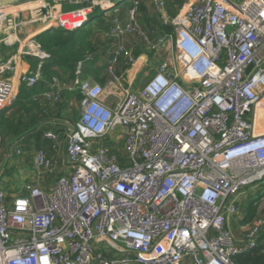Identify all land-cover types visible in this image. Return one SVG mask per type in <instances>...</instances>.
Here are the masks:
<instances>
[{
  "label": "built area",
  "instance_id": "2783aa9c",
  "mask_svg": "<svg viewBox=\"0 0 264 264\" xmlns=\"http://www.w3.org/2000/svg\"><path fill=\"white\" fill-rule=\"evenodd\" d=\"M56 2L90 6L47 16L44 32L79 30L96 8L111 7L105 0ZM152 4L162 33L142 25L136 0L125 20L114 18L105 84L85 78L80 62L74 79L56 76L33 96L55 105L66 92L77 95L68 107L79 116L63 129V158L62 137L51 127L47 148L32 145L24 177L0 171V264H237L257 247L262 218L242 241L234 226L242 191L264 182V134L249 119L264 111V0H189L173 18L165 0ZM12 8H0V30ZM128 36L163 52L155 68L141 57L147 82L138 90L137 76H127L141 58L125 44ZM25 56L36 69L18 74ZM50 60L29 38L0 63V112L20 88L44 82ZM17 74V81L9 77ZM21 144L8 156L16 152L25 164Z\"/></svg>",
  "mask_w": 264,
  "mask_h": 264
},
{
  "label": "trees",
  "instance_id": "16d2710c",
  "mask_svg": "<svg viewBox=\"0 0 264 264\" xmlns=\"http://www.w3.org/2000/svg\"><path fill=\"white\" fill-rule=\"evenodd\" d=\"M136 1L140 4V10L145 12L146 8L144 4H142V1ZM120 4L118 6H120ZM88 6H90V4L73 6V8L70 5L67 6L63 4L58 12H68ZM132 7V4L129 2L120 7L119 12L127 14ZM97 9H99L101 14H95ZM105 14L106 11L102 10V8H96L91 16V21L79 30L67 31L51 29L36 37V40L41 44L43 50L51 55V60L48 61L43 68L45 80L32 90L23 88L16 101L10 107L0 112L1 139L2 137L9 139V145L15 140L24 141V143L27 144L26 149L28 150L30 145L35 146L36 149L47 148L50 142L44 139V132L49 128L48 122H50V120H48V117H50V114L53 112H56L61 118L62 114H65L69 108L68 102L70 99L75 96L78 99H80V97L66 92L63 102L52 105V108L49 107L51 104L35 101L33 96L43 93V90H46L45 85H47L48 89V85L56 76L65 81L74 79L77 66L80 62L83 63L84 72L89 71L93 76L100 78L99 80L102 84H105V77H101L104 67H96L98 63L97 56L99 55L97 52L101 50L99 48L101 42L94 38V34L91 32L92 29L83 30L92 26L93 19L97 18V21H100L103 25L106 21L110 22L116 16H119V13L115 14L113 11L112 15L106 19ZM83 20L84 19L79 22H83ZM108 27L109 25L104 26L105 29ZM90 55H92V58H90ZM90 64H92V67L89 66ZM87 65L89 66L88 69ZM10 110L14 111L12 112L13 114H8ZM77 114L79 116V113ZM252 201L256 202V199ZM252 201L251 204L253 203ZM249 210L250 207H248V211ZM248 213H251V211ZM235 261L237 264H264V228L258 240L257 247L246 254L237 256Z\"/></svg>",
  "mask_w": 264,
  "mask_h": 264
},
{
  "label": "crops",
  "instance_id": "0c3cea01",
  "mask_svg": "<svg viewBox=\"0 0 264 264\" xmlns=\"http://www.w3.org/2000/svg\"><path fill=\"white\" fill-rule=\"evenodd\" d=\"M132 1H134V0H131L130 4H132ZM141 1H142V4H144V6H145L146 11L145 12H143L141 10L139 11L140 22L146 28V30H150V31L154 30L158 33H162L164 31L165 27H164V24H163V21L161 19L160 14L156 11V9L154 8V6L152 4V0H149V1L141 0ZM188 1L189 0H165V8H166L168 16L173 18L176 15H178ZM73 6H76V5H73ZM73 6H71V7H73ZM176 6H180V8L176 9ZM120 7L121 6L117 7L114 10V13L115 14L119 13L118 14L119 16H116V17H119V18L125 20L127 14L120 13L119 12ZM13 8H16V6ZM44 8H46V7H44ZM57 9L59 10L60 7ZM58 10H55V11L49 10L50 12L48 13L47 16H50L52 14H56L58 12ZM151 11H153V13ZM3 14L1 15L2 18L4 17ZM110 15H112V13L110 14V12H106L105 18L107 19L108 17H110ZM46 17H43L41 19L37 18L36 20L30 21L29 24L23 25V28L21 26V28L19 30H17V28H14V34H12V33L10 34V32H8V33L4 32L5 30H0V37H2L0 39V63L7 61L12 56L18 54L21 51V49L23 48L26 40H28L29 38L30 39L33 38V40H34V38H36L38 35L43 33L47 29V25L45 23ZM20 19H22V16H20L18 18V21H20ZM113 20H111L110 22L106 21L103 25L100 23V21L99 22L96 21L95 23H92V26L87 28V29H92L94 31L93 34H94L95 39L97 37L100 42L104 41V44H102V42L100 43L99 48L101 50H99L97 53L100 54L101 57L102 56L106 57V61H107L106 62V68H107V65L109 62V55L115 49V47H114L115 42L112 40H109L106 37L108 31L112 28ZM105 25H109V27L105 29L104 28ZM95 32H97V34ZM2 33L4 34V36ZM124 42H125V44H127L129 46L135 47L136 54L138 57H140V58L143 57L146 60H149V62L151 64L155 65L156 67L162 61V58H163V52L162 51H159L156 53L148 52L147 50H145V48L142 46V43L137 38L132 37V36H128L124 39ZM107 54H108V56H107ZM90 58H92V55H90ZM143 58H141V60L133 68L134 70L129 74V76H127L128 81L133 82V77H136V76L138 78L139 72L142 69L141 63H142ZM36 63L37 62H36L35 58H33L31 56L22 57L21 62L18 63V70H19L18 74L34 71L36 69ZM89 66L92 67V64H90ZM89 66L87 65V69L89 68ZM96 67H100V65L97 63ZM83 70H84V66H83ZM85 72H83V75L85 78L92 80L95 83L102 84L99 80L100 78L93 76L92 73H90L89 71H85ZM135 72H136V74H135ZM122 73H123V71L118 70L119 75H121ZM18 74L16 76L9 75V77H11L15 81H17L18 80ZM136 81H138V79ZM138 85L139 84H133V89L138 90L142 87V86L139 87ZM263 105H264V98H263ZM12 112H14V111L10 110L8 114H13ZM249 119H251L254 122L256 134H258V135L264 134V111H262L260 109L253 111L249 115ZM48 120H50V122H48L49 128H51L52 125L55 123V121H57V119L51 118V117H48ZM0 140H1V137H0ZM18 142L23 143L24 141L15 140L10 145L8 144L6 147H10V149H11V147L12 148L16 147L17 145H13V144H17ZM0 148H1V145H0ZM29 150L30 151L33 150L31 145L29 146ZM8 153H9V151H8ZM12 163H14V162H12ZM15 163H16L18 169L13 171V174L11 176H16V177L19 176L20 177V175H21L22 177H24L25 175H23L24 173L22 172V169L24 167H30V165L24 164L22 162V160H20V159L15 161ZM29 163H31V162H29ZM25 174H27V173H25ZM32 177L35 178V175L34 176H33V174L28 175V178H32Z\"/></svg>",
  "mask_w": 264,
  "mask_h": 264
},
{
  "label": "rangeland",
  "instance_id": "374dc122",
  "mask_svg": "<svg viewBox=\"0 0 264 264\" xmlns=\"http://www.w3.org/2000/svg\"><path fill=\"white\" fill-rule=\"evenodd\" d=\"M131 0H125L123 3L120 4V6L122 7L125 4H128ZM149 1V0H146ZM45 2V3H44ZM61 5H63L62 3H57L56 0H29L23 4H20L18 6H16V8L13 9H9L8 13H11L8 16V22H6L4 25H6V28L3 29L5 30L4 32H10V34H14V28H17V30H19L23 25H19L20 21H18V18L20 16H22V22L25 24H29L30 21L36 20L37 18H43L46 16H43L41 13V10L44 9V7H48L49 10H58L57 8L61 7ZM119 7V6H118ZM74 8V7H73ZM180 8V6H176V9ZM115 9H113L112 7L109 8L108 10H105L106 12H110V14L114 11ZM151 10V9H150ZM49 11V12H50ZM52 11V12H53ZM153 13V11H151ZM97 15L101 14L99 9L96 10ZM158 20V19H157ZM97 21L96 19L92 20V23H95ZM46 23V21H45ZM15 25H17V27H15ZM85 27V26H84ZM87 28L83 29L86 30ZM92 33L94 32L93 30L91 31ZM97 34V32H95ZM3 34V33H2ZM4 36V34H3ZM2 37H0L1 39ZM96 39L98 40V38L96 37ZM102 44H104V41H101ZM108 56V54H107ZM98 64L100 65V67H104L101 77H105L106 81L109 80L108 77V73H107V68H106V57L102 56L99 54L98 56ZM108 58V57H107ZM153 65V64H152ZM153 67L155 68L156 66L153 65ZM147 82V79H144L143 76L140 74L138 76V81H136L134 84H139V87H143L145 85V83ZM49 87V85H48ZM141 87V88H142ZM45 88L47 89V85H45ZM23 89V88H22ZM22 89L20 88V92L22 91ZM45 91V90H43ZM66 94V93H65ZM74 97H72L70 100H72ZM52 107L53 106H49ZM78 110L76 108L70 107L67 109V111L65 112V114H62L61 118L58 116V114H56V112H53V114H50L51 118H55L57 119V121H55V123L52 126V129L55 131L60 132V136L62 137V141H61V151H60V157L63 158L64 156V147H65V140L63 137V129H65L67 126H70L72 124H74V122L77 120V116H78ZM62 120V121H61ZM119 132H117L114 135V138H116V136L118 135ZM9 139H7L6 137H2V139L0 140V171L3 169V173L4 175H6V177H10L13 174V171H15L16 169H18L15 161L18 160V156L17 153L15 152L14 157L10 159V156H8L10 153L12 154L14 150H16V147H6L9 143ZM12 146V145H11ZM25 146V147H22ZM26 143H22L21 147L24 148V150L27 151V154L25 155V164L31 165L29 162L32 161V155L31 153L32 151H29L28 149H26L27 147ZM120 147L122 146L121 144L119 145ZM20 147V146H19ZM9 149V150H8ZM9 153H8V151ZM14 162V163H12ZM246 193V197H244L243 201H242V206H241V213H240V219L235 223L234 226V231H235V235L237 237V239L239 241H242L244 239V236L247 232V230L249 229V227L253 224V222L257 219V218H262L264 220V182L245 188L244 191H242V193ZM253 199H256V202L252 201ZM251 201L253 202L251 204ZM248 207H250L251 213H248ZM249 214V215H248Z\"/></svg>",
  "mask_w": 264,
  "mask_h": 264
},
{
  "label": "water",
  "instance_id": "95a60500",
  "mask_svg": "<svg viewBox=\"0 0 264 264\" xmlns=\"http://www.w3.org/2000/svg\"><path fill=\"white\" fill-rule=\"evenodd\" d=\"M27 1L29 0H0V8L15 7ZM105 1L107 2V5L111 6L112 8H115L125 0H105ZM41 13L43 16H47L49 13V8L47 7V8L42 9ZM251 69H252V66L248 68L247 72L251 71Z\"/></svg>",
  "mask_w": 264,
  "mask_h": 264
}]
</instances>
